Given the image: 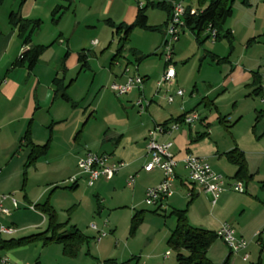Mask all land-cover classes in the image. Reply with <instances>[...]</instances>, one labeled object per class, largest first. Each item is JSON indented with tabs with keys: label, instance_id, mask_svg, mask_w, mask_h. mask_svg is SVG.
Returning a JSON list of instances; mask_svg holds the SVG:
<instances>
[{
	"label": "crops",
	"instance_id": "0c3cea01",
	"mask_svg": "<svg viewBox=\"0 0 264 264\" xmlns=\"http://www.w3.org/2000/svg\"><path fill=\"white\" fill-rule=\"evenodd\" d=\"M172 1H161L156 5L166 12V22L160 28L163 38ZM136 2L137 9L132 8L128 0H0V80L5 81L0 88V194L12 195L18 204L15 210L10 201L5 202L11 212L0 215V228H11L14 232L0 234V239L17 240L45 232L47 218L35 207L48 203L58 220L56 205L65 195L68 220L58 222L69 223L70 227H75L86 237L90 229L93 233L90 240L96 244L92 249L89 242L84 254L79 251L71 263L94 264L104 261L100 257L99 245L107 239L108 233L103 240L96 242L97 232L89 228V222L98 218L99 225L95 224L98 230L108 231L109 235L115 233L116 227L112 223L101 220L112 219L114 214L110 217L105 215L106 198L108 194H118L120 186L131 190L129 201L134 210L139 206L137 196L144 203L145 190L156 187L162 180L159 170L145 172L143 169L149 160L146 155L147 133L156 125L179 123L177 131L158 138L161 143L173 142L170 152L178 162L171 187L172 195L151 207L153 214L162 213L169 218V226L167 222L164 224L159 243L169 249L167 242L177 224L173 213L186 211L191 226L216 232L223 223H228L237 238L248 242L245 253L249 255V261L244 262V252L231 254L222 241L216 240L207 252L213 264H220L227 257L229 264H264V248L255 237L264 230V144L256 140L244 147L238 140L226 142V139L214 133L216 128L213 126L225 123V116L219 113V100L226 95L244 96L242 102L255 103L259 100L264 106L261 102L264 100V0H242L237 13V9L233 10L232 21L228 19L223 28V34H230V41L222 38L210 46V51L202 46L204 41H208L206 34L197 39L194 33L186 29L181 35L186 32L193 34L197 42V46L192 44L196 46L195 51H203L204 54L199 59V71L195 76L188 77L185 72L187 66H184L177 72L173 54L175 80L168 92L159 94L156 93L159 77L151 81L147 72H139L141 60L138 62L137 58L143 57L139 51L129 49L124 57L125 49L123 56H117L119 37L115 34L114 26L134 24L139 11L144 13L146 7L144 4L145 7L139 9L143 2ZM185 6L188 10L196 9L191 4ZM55 10L58 13L54 16ZM11 13L39 23L33 29L27 45L23 41L27 33L21 34L18 27L10 24ZM229 20L231 22L228 23ZM101 25L108 29V37L104 34L102 41L92 45L93 40L97 39L90 37L100 36L96 28ZM107 40L110 41L107 43ZM113 44L115 48H112ZM177 44L174 53L177 51L178 54L192 46L190 41L180 39ZM35 46L45 47L36 63L31 67L28 61L21 64V55ZM128 56L136 60L135 72L130 75H139L144 79L142 89L133 88L121 97H116L110 90L115 98L125 97L127 104L111 107L104 118L106 125L91 138L88 133L91 115H87V106L91 104L85 99L79 100L83 94L88 97L93 85L96 90L104 81L110 86L114 83L124 84L130 76L124 73V68H129L131 64ZM177 90H184V97H175ZM166 95L174 96L172 104L167 103ZM105 97L106 94H103L93 113L99 110ZM139 99L147 102L144 111L135 106ZM234 102L232 115L235 117L239 111L237 103L241 101L235 99ZM190 112H197L199 120L186 125L181 119ZM254 112L258 121L255 120L252 133L264 136V129L256 130L257 125L264 126V110L256 109ZM254 138L257 139L256 136ZM46 144L48 148L45 154L29 162L30 146ZM235 149L244 155L246 161L247 174L242 181L235 179L237 167L226 157ZM87 152L108 154L112 157V163H122L123 167L112 179H99L89 187L86 175L80 173L77 167L78 161ZM187 156L200 157L214 173L225 178L226 191L215 204L211 194L188 180L183 162ZM74 176L77 178L76 184H67L68 179ZM131 176L136 178L134 185L128 187L125 182ZM63 177L66 179L63 180ZM33 179L38 186L35 193L28 187ZM58 181L63 184L60 190L57 188ZM235 182L244 185L243 194L231 188ZM89 194L94 206L88 212L85 204ZM139 212H143L144 221V211L135 210L130 223ZM84 221L86 231L82 229ZM136 232H129V236L134 237ZM129 243L123 255L128 258L127 261L133 260L130 264H139V256ZM62 251L59 244L43 245L38 241L11 250L0 248V259L5 256L10 264H56L54 259L51 263V255L54 253L55 258L64 256ZM142 251L143 245L139 251L141 257ZM168 251L162 256L163 264L170 258L165 257ZM80 255L93 257V261L80 260ZM116 258L112 260L118 262ZM143 258L146 261L144 264H158L159 261L155 255L146 254Z\"/></svg>",
	"mask_w": 264,
	"mask_h": 264
},
{
	"label": "rangeland",
	"instance_id": "374dc122",
	"mask_svg": "<svg viewBox=\"0 0 264 264\" xmlns=\"http://www.w3.org/2000/svg\"><path fill=\"white\" fill-rule=\"evenodd\" d=\"M128 1L130 4L133 5L132 8L137 9L138 5H137L136 0H128ZM161 1H165V0H139V2H143L144 7L146 5L144 13L148 17L147 25L148 27H151V30L140 28V27H136L135 29H133L129 36V40L126 44V47H125L127 51L125 50L126 52L124 54V57L128 55L127 52L129 51V49L139 51L140 55L143 56L142 57L143 59H141V62L138 65L139 72L140 74L147 72V75L150 77L151 81H153V79H155L156 76H158L159 77L158 79H160V77L163 75L165 68H166L165 66L166 64L165 62H163L164 61L163 56L161 55L160 57V54L162 53L161 46L164 41L163 35L160 31L154 32V30H152L154 28L160 29L161 27L164 26V23L166 22L165 10L160 9L159 7L156 6L158 3H161ZM186 1H187L186 4H191L193 7L198 9V4L196 0H186ZM146 2H149V3H146ZM7 3L9 4V2ZM150 3L153 4V6ZM241 3H242V0H232V10L237 9L236 10V13H237L238 5ZM230 20L228 21V23L232 21ZM96 29L100 36L99 37L91 36L90 39H97L96 41H99V40L102 41L103 39L102 37H105L103 36L104 34H106V38L108 37L109 31L106 27H103V25H101L97 27ZM183 40H185L186 42L190 41L191 45L195 44L197 46L195 37L190 32H186L184 35H181L180 41H183ZM109 41L107 40V43ZM212 44H215V43H212L209 40L208 41L206 40L203 42L202 46H204V49L210 51V48H211L210 46H212ZM177 45L178 44L176 43L174 47L177 48ZM195 45L190 46L186 52H183L181 54H178L177 51H175V53L173 52V54H175L174 61L176 62V71L178 72L179 68L187 66L185 72H187L186 74L188 77L192 75L195 76L196 73H198L199 68H200L199 59L202 58L204 55L203 51H198V50L195 51L196 50ZM112 48H115L114 44ZM127 60H129L131 63L129 65L131 73L135 72L136 60L134 58L132 59V57L130 56H128ZM186 60H188V62H186ZM122 61L125 64V60L123 59ZM172 66L174 67L173 64ZM108 88H110V85L105 83V81L104 83H102V86H100L98 89L96 88V90H95V85H93L91 87V91L89 90L88 97H86V94H83L82 96L83 98L81 97L79 100L81 101L82 99H85L84 101H86L87 103L89 102V104H91L90 107L87 106V108L89 109L87 111V115H91L90 121L88 123V133L91 138L95 136V133L99 132L98 131L99 129H103L104 126L106 125L104 118H106L105 116L107 115V111L109 113V111L111 110L110 109L111 107L113 106L116 107L119 104H122V105L127 104L125 102L126 100L125 97L120 98V99L115 98L110 92V89ZM75 91H76V88H74V92ZM103 94H106V97L103 99L102 103L99 105V110L96 113H93V109H95L98 103L101 101ZM74 97H76L75 94H74ZM235 99L236 101H241V102L237 103V105L239 106V111L237 113V116L234 117L232 115L233 113L232 105H234ZM242 100H244V96H238V95H233V96L226 95L224 96V98H221V100H219V107H220L219 113H221L222 116H225V123L224 125H220V124L213 125L214 128H216L214 130V133H216V135H218L219 137H223L224 140L226 139V142H229V140L232 141V139L236 141L238 140L244 147H246V145L256 140L257 142L261 141V143L264 144V136H259L258 134H256V132L255 134L252 133L254 126L256 125L255 123L256 116H255L254 110L256 109L257 111L264 110V106L260 104L259 100L258 102H255V103L242 102ZM115 110L117 111V108ZM238 119H239L238 124H235L232 127V125ZM259 129L260 130L264 129V126H261V124L257 125L256 130H259ZM227 131H229L230 134H228ZM255 136L257 139L254 138ZM62 179L64 180L66 178L63 177ZM28 187L31 188L32 192L34 193L38 189L37 183L34 179L30 180ZM62 187H63V184L58 181V184H57L58 190H60ZM118 189L120 190L118 194H112L110 192L111 194H108L106 198L105 215H107L108 217L112 216V214L114 215L112 216V219L105 218V219H102L101 221L112 223L113 226L116 227V231L115 233L111 235H109V232L106 231V233H108V237L101 245H99V248H100L99 250L101 251L99 252L101 253L100 254L101 259L111 260V259H114V257H117L118 259L117 258L116 259L118 262L116 263H122V261L124 262L127 261L128 258L123 255V251L125 250L124 248L126 247L127 242H130L129 244L132 245V248L136 251L137 255L139 256V261H138L139 264L146 263V261L143 258V255H146V254L157 256L159 259L158 264H163L162 256H164V252L167 250H169L168 252H170V258L164 264H177L176 263V252L168 249L165 244L159 243L162 237V233L164 232L163 230L165 229L164 224L167 222V225L169 226V221H168L169 218L162 213H159L158 215L153 214L152 208L146 206L143 203V200H141L137 196L136 201L139 203L138 204L139 206L135 208V210L144 211V214H145L144 221H141L142 224L138 226L136 230L137 234L134 237H130L129 236V232L131 228L130 219L135 211L133 208V204H131V202L129 201V198L131 196V190L123 186H120ZM126 197L128 199L125 200ZM87 198H88V202H86L85 207L86 209H88L87 211L89 212V210L93 209L94 202L90 194L87 196ZM116 198H119V200H116ZM60 199H61L60 202L56 205L57 206L56 209L58 212V221L64 223L68 220V216L66 212L67 211L66 201L68 200L65 199V195L62 196V198ZM117 207H119V209ZM202 209H204V206L202 207ZM171 221L174 222V219H172ZM192 222L193 220H191V223ZM85 223L86 222L84 221L82 225V229L83 230L85 229L86 231L87 226H84L86 225ZM93 224L99 225V219L95 218L91 220V222H89V225H88L89 228H91V225ZM69 226L70 225L68 223L67 227ZM92 234L93 233L90 232V229H88L86 235L90 237V239L92 238ZM89 242H90L89 248L93 249L94 246L96 245L95 242H93V240H90ZM145 242H146V245H145ZM115 245L117 246L116 248H115ZM142 245L144 246V251H142L143 255L141 257L139 254V251L140 249L142 250ZM85 246L84 248L82 247L84 250L81 248L80 250L81 254H84V251L87 250V247ZM53 254L51 255L52 256L51 263H53V259L55 260L56 264H73L71 262H73L72 260H75V259H70L66 256L64 257L62 255L60 256L58 255V257L55 258ZM82 258L85 261L87 260H90V262L93 261L91 259L93 257L89 258V257H85L84 255H80V260ZM220 264H223V262Z\"/></svg>",
	"mask_w": 264,
	"mask_h": 264
},
{
	"label": "built area",
	"instance_id": "2783aa9c",
	"mask_svg": "<svg viewBox=\"0 0 264 264\" xmlns=\"http://www.w3.org/2000/svg\"><path fill=\"white\" fill-rule=\"evenodd\" d=\"M186 0H173L171 2V13L170 18L167 21L165 28L164 41L162 43V53L164 58L166 69L161 76L160 80L157 82L156 93L168 92V89L173 84L176 72L172 66L173 62V52L174 45L178 43L181 34L187 29L186 17L189 15L197 16L198 10L185 8ZM143 8V4L139 5V9ZM207 39L215 43L217 40V31L208 26L205 30ZM92 45H97V41H93ZM124 73L130 75V68L127 66L124 68ZM144 79L139 75H130L124 84H112L110 90L116 97H121L130 92L133 88L142 89ZM5 84L4 80H0V88ZM175 97H184V90H177L174 94ZM174 96L166 95L165 100L168 104H172ZM264 103V100L261 101ZM135 106L140 110L144 111L147 107V102L139 99L135 102ZM199 120V115L197 112H190L184 114L181 122L186 125H191L194 121ZM179 128V123H172V125H156L147 133L146 138V155L148 156L147 165L144 166L145 172H151L155 169L162 173V180L156 187H150L145 190L144 194V204L148 207H153L158 205L164 199L172 195L171 187L175 179V169L177 166V160L174 155L170 152L173 142H158V138L164 134H171L177 131ZM110 155L105 153H92L87 152L84 157L77 163L78 170L80 173L86 175V183L89 187H92L99 179H112L123 167L122 163H112ZM185 169L188 172V180L191 184L200 186L205 193L211 194L213 198V203L220 195L226 191V180L222 176L214 173L210 165L200 157L187 156L184 160ZM135 176L128 178L126 185L132 187L134 185ZM77 178L74 176L68 179L67 184H76ZM234 192L243 194L245 192L244 185L241 182H235L231 185ZM10 201L12 207L16 210L18 208L17 201L12 195H1L0 194V215H8L11 210L6 207L5 202ZM32 208V207H31ZM91 229L97 232L96 242H100L107 236V233L103 230H98L95 224L91 225ZM14 232L11 228H0V234H12ZM217 238L222 241L223 244L227 246L231 254H238L244 252L242 260L244 262L249 261V255L245 253L248 247V242L237 238L235 236V231L233 227L228 223H223L218 231H216ZM259 244L264 248V230L255 235ZM170 252L165 253V257L168 258ZM0 264H10L9 259L5 256L0 259Z\"/></svg>",
	"mask_w": 264,
	"mask_h": 264
},
{
	"label": "trees",
	"instance_id": "16d2710c",
	"mask_svg": "<svg viewBox=\"0 0 264 264\" xmlns=\"http://www.w3.org/2000/svg\"><path fill=\"white\" fill-rule=\"evenodd\" d=\"M198 4V15L186 17V26L187 29L195 34L197 39L205 33L206 28L210 25L213 29L217 31V40L222 38L230 41V34L225 32L223 34V28L228 19L231 18L233 14L232 10V0H196ZM168 10V9H167ZM58 13V10H55L53 15L55 16ZM171 13V10L170 12ZM9 22L11 25L18 27L19 32L23 35L27 33L24 37V44L27 45L30 43V36L33 29L37 28L39 25L38 22H32L30 20H24L20 17L18 13L9 14ZM147 16L143 11H139L138 16L134 24L127 26L120 24L114 26L115 34L119 37L117 56H123L125 52V47L128 42V36H130L133 29L136 27L150 29L147 25ZM113 26V25H112ZM155 31H160V29H152ZM223 34V36H222ZM207 39V38H206ZM45 47L35 46L24 52L20 57V63L23 64L25 61H28L29 66L34 65L44 51ZM133 56L136 54L132 53ZM143 59V58H141ZM137 58L139 62L141 60ZM258 121V117L256 118ZM165 126V125H164ZM31 153L29 156V162L36 160L41 155H44L47 151L48 145L41 147L31 145ZM227 160L237 167V172L235 174V179L242 181L246 177V161L244 155L235 149L230 151L227 155ZM38 211L43 213L46 216L48 224L45 232L35 234L29 237L3 241L0 239V248L1 249H15L29 245L33 242H42L43 245L49 244H59L62 246L63 255L73 259L75 258L80 249L85 245H88L90 238L84 236L78 229L75 227H67L68 223L61 224L57 220V215L54 209L48 204L39 205L35 207ZM143 212L137 213L132 221L130 232L134 233L138 226L143 221L142 218ZM174 217L176 218L177 224L175 229L169 236L168 247L170 250L176 252V263L177 264H213L210 259L207 257V252L209 248L216 240V232L207 231L205 229L196 228L191 226L186 217V211H174ZM133 260H129L123 263H116L115 260H104L97 261L94 264H130ZM223 264H229V257L223 262Z\"/></svg>",
	"mask_w": 264,
	"mask_h": 264
}]
</instances>
